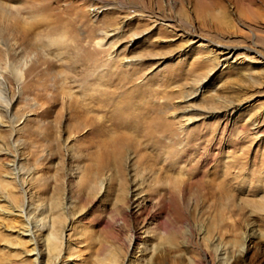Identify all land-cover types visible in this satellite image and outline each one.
Wrapping results in <instances>:
<instances>
[{
    "label": "rangeland",
    "instance_id": "rangeland-1",
    "mask_svg": "<svg viewBox=\"0 0 264 264\" xmlns=\"http://www.w3.org/2000/svg\"><path fill=\"white\" fill-rule=\"evenodd\" d=\"M148 1L0 0L28 27L22 45L0 24V264H264V0H200L202 12L196 0ZM112 29L120 37L99 46ZM15 59L37 70L16 82ZM44 72L49 86H29ZM114 90L164 104L169 133L89 134L71 108ZM124 136L122 165L101 170ZM178 182L193 188L183 196ZM213 184L218 195H205Z\"/></svg>",
    "mask_w": 264,
    "mask_h": 264
},
{
    "label": "bare ground",
    "instance_id": "bare-ground-1",
    "mask_svg": "<svg viewBox=\"0 0 264 264\" xmlns=\"http://www.w3.org/2000/svg\"><path fill=\"white\" fill-rule=\"evenodd\" d=\"M145 1L149 2L148 0H145ZM195 2H196V5H197V11L198 10H199V12L204 11L203 9L206 7V4L203 5V2L200 1V0H196ZM6 7L2 3H0V24L4 26V31L6 30V33L9 35L10 38H14V41H15V39L18 37L19 42L21 41L22 45H23V43L24 44L26 43L25 40H26V37H27L26 36L27 34L25 35L26 32L24 33V31H23V30H25V28H28V27H26V22H25L26 20H24V16L23 17L21 16V12H19V9L15 11L12 7H8V8H6ZM48 8H49V6H48ZM112 9H114V8H112ZM39 10H40V8H39ZM155 18H157V17H155ZM115 20H116V18L113 17L112 20L109 23L110 24L109 26H112ZM118 31H119V29H112L108 33L105 32L104 36H103L104 38L99 43V46H101V45L102 46H106V45L112 44V41L114 39L119 38L120 35H121ZM58 32H59V30H58ZM110 32L114 33V34L111 35ZM61 40L63 41V38H59V36H58V39H56V38L53 39V41L57 42V44L61 43ZM32 45H33V43H32ZM53 45H51V46H53ZM60 46L61 45L59 44V47ZM40 48H41V46H40ZM218 50L220 51V54H222V55H228V54H230L232 52V50H230V48L222 47V46H219ZM9 53L10 52L8 51V54ZM41 61H42V59H41ZM23 66H24V61H22V59L21 60L15 59L9 65V70H10L12 76H13V79L16 82H19L20 80H22L23 77L27 78L28 76L32 75V73L35 70H37V68L35 67V69L32 68L30 71H26V73L24 74V73H22L23 72ZM43 74L44 75L42 77L39 76V77H35V78L31 79L29 81V83H28L29 86L40 85V86L44 87V84H46L45 81H44V76H46V73L44 72ZM45 79L47 80L46 77H45ZM48 79H49L48 81H50V78H48ZM48 81H46V82H48ZM47 86H49V85H47ZM51 86H52V84H51ZM54 89H58V88L55 87ZM36 90H37V88H36ZM116 90L110 91L107 94H105L108 97V100L107 101L103 100L104 101L103 104H101L100 102L94 100L93 103L96 102L95 104H93L94 106L93 105L91 106L89 104V105H84V106H81V107H78V108H71L72 113L77 114L78 118H82V117L85 118V119H83V121L85 123L84 125L89 129V134L96 133V135L98 137L99 136L102 137V136H104L106 134H110V132H112L113 130L114 131L128 130L129 132L132 133L133 136L136 135V136H138V138H141L140 136H142L143 138H146L147 140L149 138H151V140H154L157 137V135L161 136L162 134H168L169 133V130L167 129V127L170 124L166 123L164 121L163 117H161L159 115V112L162 111L165 108L164 104H161L159 106L155 105L156 103L155 104L150 103V104H144V105H134L133 103H128V102H125V101L122 102V100L121 101L112 100L113 99L112 98L113 95L117 94ZM53 92H55V91L52 90V93ZM60 98H62V97H60ZM58 100H59L58 98L56 99V98H52L51 97V99L49 101L52 102V104H54V103L57 104L59 102ZM100 104H101V106H100ZM6 105H7V109H8V107L10 106L9 103L7 102ZM75 105H76V103H75ZM229 107L231 108L232 106H229ZM91 111H97V112H100V113L104 112L106 114V115H104L105 118L103 117V118L97 119L94 116H92V117H90V115L88 116V114ZM6 113L8 114V110H6ZM74 121H76V120H74ZM188 121L189 120L187 119L184 122H188ZM87 135H88V133H87ZM122 138H123L122 141H120V139H118L114 143H112L113 145L112 144L110 145V146H112L111 147L112 149H111V151L109 153L106 154L107 156L104 159L105 161L101 162V166H100L101 170L102 169L103 170L111 169L113 166H117L118 167V166L122 165L121 163L123 162V157H124L123 153L126 150L125 149L126 146H127L126 144H129L131 142L130 137L124 136ZM162 139H164V138H162ZM157 149H158V147H157ZM184 157L185 156H183L182 158H184ZM166 161H168L167 162V166H169L170 168L175 164L174 163L175 160L173 159V157L169 158V160H166ZM173 171H175V170H173ZM183 185H184L183 183L178 182V183H176L175 187L178 189L179 193H182V195L185 196V194L189 193L192 190L193 186L190 183L185 184L184 186ZM203 188H204V186H198L197 187L199 192H201V190ZM214 188H215L214 184H213V188L212 187H210V189L206 188L207 189V193L205 195H210L212 197L217 196L218 192ZM158 191H159V189L155 190V192H157V193H158ZM168 191H170L169 193L174 198L175 207L177 208V202H178L177 194H178V192L175 191V190L173 191L172 189H168ZM54 206H58V204L55 202ZM54 222H55V224L53 223V227L55 225H57V226H56V228L52 229V231L50 232V234L46 238V247H47V250H48V253H49L50 257H52L54 260H57V258L59 259V255H60L59 254L60 244L58 243V240H61L60 233H62L61 231H62L63 227L61 226L62 225V220L57 219ZM29 225H30V223L28 222V224H27L28 229L26 230V232L32 234L31 236L33 237V231H34L33 229L39 228V227L36 226V227L30 228ZM32 240L34 241V238H32ZM34 251H37V249H35ZM39 256H40V252L37 253L36 261L38 260ZM36 261L34 263H37ZM96 264H120V261H119V259H118L116 254H108L104 258H101L99 260V262H97Z\"/></svg>",
    "mask_w": 264,
    "mask_h": 264
}]
</instances>
